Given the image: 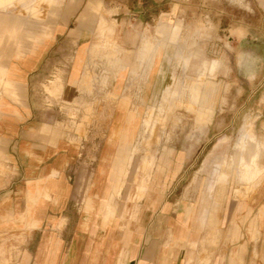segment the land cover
Instances as JSON below:
<instances>
[{
  "label": "crops",
  "instance_id": "0c3cea01",
  "mask_svg": "<svg viewBox=\"0 0 264 264\" xmlns=\"http://www.w3.org/2000/svg\"><path fill=\"white\" fill-rule=\"evenodd\" d=\"M96 2L63 4L54 25L41 22L43 6L14 0L0 9V45L11 42L0 56V264H264V139L253 131L250 116L247 136L240 133L232 155L252 157L248 164L259 172L247 201L253 218L246 241L236 231L226 249L218 240L217 201L223 197L213 187L207 204L198 208L185 202L176 212L170 187L184 153L172 164V148L151 153L153 163L146 170L140 163L151 154L144 150L134 189L124 201L148 195L161 171L167 191L143 199L136 221L128 224L125 213L133 217L138 203L129 207L119 198L129 156L135 154L127 146V117L115 142L106 117L94 114L83 121L64 111L80 91L73 64L80 48L86 50L84 61L88 57L87 44L98 24ZM18 7L26 15L16 13ZM261 10L264 26V4ZM105 107L94 106L104 113ZM258 107L257 118L264 117V95ZM81 123L83 134L71 128ZM208 226L215 232L202 236L200 229Z\"/></svg>",
  "mask_w": 264,
  "mask_h": 264
},
{
  "label": "rangeland",
  "instance_id": "374dc122",
  "mask_svg": "<svg viewBox=\"0 0 264 264\" xmlns=\"http://www.w3.org/2000/svg\"><path fill=\"white\" fill-rule=\"evenodd\" d=\"M13 1L0 0V9ZM19 1L40 7L44 1L51 4L53 0ZM71 1L56 0L54 9L45 4L41 22L54 25L58 9ZM263 4L264 0L95 3L98 24L87 44L88 57L84 61L86 50L80 48L73 64L79 70L80 91L69 102L72 107L64 111L70 117L80 115L83 121L94 114L106 117L111 122L108 136L115 142L123 116L127 117L131 137L127 146L135 154L129 156L128 176L119 198L129 207L138 203L133 217L125 213L128 224L136 221L143 199L167 191L165 172L161 171L148 195L139 201H124L125 193L134 189L135 168L144 150L160 155L164 148H172L168 155L172 164L177 154L184 153L170 187L176 212L182 211L185 202L198 208L207 204L209 187H213L223 197L217 201L222 221L216 234L224 249L232 244L233 231L241 235L240 239H248L253 213L249 215L252 210L249 212L247 201L259 172L248 164L252 157L232 155L247 117L254 118L253 131L264 139V117L257 118L256 111L264 95ZM18 10L25 14L21 7L16 13ZM10 45V41L0 45V56ZM217 62L220 64L216 69ZM111 87L117 91L111 94ZM100 88L103 90L98 92ZM97 105L106 106L105 113L104 108H94ZM71 128L81 134L86 131L83 123L72 124ZM245 145L246 141L241 143ZM152 163L151 154L143 157L140 166L146 170ZM211 230L215 232V226L203 227L200 233L206 237Z\"/></svg>",
  "mask_w": 264,
  "mask_h": 264
},
{
  "label": "bare ground",
  "instance_id": "6f19581e",
  "mask_svg": "<svg viewBox=\"0 0 264 264\" xmlns=\"http://www.w3.org/2000/svg\"><path fill=\"white\" fill-rule=\"evenodd\" d=\"M6 1H7V0H6ZM8 1H9V0H8ZM51 4L55 5V4H56V0H53ZM5 8H6V7H5ZM120 71H121V70H120V67H119V73H120ZM124 76H125V74H124ZM120 78H121V76H120ZM121 79H123V78H121ZM244 137H246V136L244 135ZM244 141H245V140H243V142H244ZM246 169L249 170V166L246 165Z\"/></svg>",
  "mask_w": 264,
  "mask_h": 264
}]
</instances>
